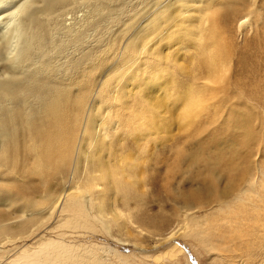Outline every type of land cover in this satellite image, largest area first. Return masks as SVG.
Listing matches in <instances>:
<instances>
[{"label": "bare ground", "instance_id": "1", "mask_svg": "<svg viewBox=\"0 0 264 264\" xmlns=\"http://www.w3.org/2000/svg\"><path fill=\"white\" fill-rule=\"evenodd\" d=\"M252 2L0 0V209L33 202L42 192L30 181L55 171V200L82 185L109 232L114 179L137 183L140 144H155L194 89L189 65L214 73L220 21Z\"/></svg>", "mask_w": 264, "mask_h": 264}, {"label": "rangeland", "instance_id": "2", "mask_svg": "<svg viewBox=\"0 0 264 264\" xmlns=\"http://www.w3.org/2000/svg\"><path fill=\"white\" fill-rule=\"evenodd\" d=\"M218 29L217 70L189 65L194 89L155 144H140L137 183L114 179L109 232L82 185L55 200L54 171L30 181L42 192L33 202L0 209V264H264V0ZM48 186L53 200L41 198Z\"/></svg>", "mask_w": 264, "mask_h": 264}]
</instances>
